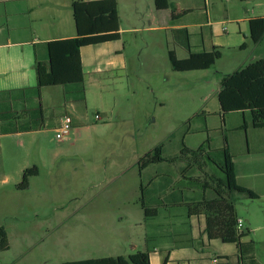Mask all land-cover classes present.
Instances as JSON below:
<instances>
[{"label":"crops","instance_id":"obj_1","mask_svg":"<svg viewBox=\"0 0 264 264\" xmlns=\"http://www.w3.org/2000/svg\"><path fill=\"white\" fill-rule=\"evenodd\" d=\"M115 1L120 39L80 50L83 84L86 75L90 76L99 84L102 94L104 88L97 80L128 68L124 32H166L167 58L168 52L183 60L191 53L218 50L221 57L214 66L193 71L210 75L209 71L214 69L218 86L216 98L223 76L264 59V37L253 44L249 29V21L264 18V13L249 11L246 0H225V3L221 0H167L170 8L162 12L154 8L153 0H145V7L138 0ZM72 3L73 0H0V111L6 113L0 123L3 129L1 152L6 137L55 131L63 107L72 118V130L82 125L85 106L75 100L71 87L37 86V63L48 61L47 43L76 36ZM147 12L157 18L155 25H146ZM182 12L186 13L177 19L171 16ZM211 81L206 76V83ZM230 115L238 116L231 118ZM220 132L223 146L217 150L223 149L226 141L238 186L257 196L250 199L245 194L232 193L236 218L242 221L244 237L240 245L244 246L209 239L204 215L189 214L188 205L203 198H214L210 189L189 185L178 188L175 179L160 186L157 181L167 177L163 171L149 178L147 188L133 190V193L139 192L137 201L117 206L119 212L125 209L123 211L128 213H120L112 221L111 239L107 240L108 229L100 230V258L147 253L150 264H264V128H253L248 113H232L224 118ZM205 142L208 147L209 139ZM202 145L204 143L197 148ZM164 164L174 165L164 162L143 171ZM27 168L19 165L21 176ZM189 168L195 169L194 166ZM195 178H200V172L197 171ZM2 182L8 183V177ZM142 205L147 208V215ZM132 210L139 211L138 216H128L133 215ZM108 222L102 219L99 226L103 228ZM250 242L252 246H248Z\"/></svg>","mask_w":264,"mask_h":264},{"label":"rangeland","instance_id":"obj_2","mask_svg":"<svg viewBox=\"0 0 264 264\" xmlns=\"http://www.w3.org/2000/svg\"><path fill=\"white\" fill-rule=\"evenodd\" d=\"M138 1L145 7V0ZM245 6L264 13V0H246ZM145 20L146 25L157 22L148 12ZM123 39L128 68L97 80L103 94L86 75L85 109L77 130L71 129L60 141L54 130L2 141L0 226L7 233L9 250L0 253V264H61L102 257L100 230L108 229L107 240L111 239L112 221L128 213L117 206L140 197L134 189L147 188L155 172L167 173L157 181L160 186L175 179L179 188L190 184L184 175L196 177L188 161L139 173L138 160L158 145L165 157H175L182 143L196 149L209 139L204 171L222 177L209 160L218 162L217 149L223 146L214 69L210 75L172 71L164 31L124 32ZM95 114L100 121L94 120ZM19 165L38 169L24 191L16 189L21 182ZM6 176L8 183L2 182ZM130 212L128 216L135 217L139 211ZM102 219L109 225L101 228Z\"/></svg>","mask_w":264,"mask_h":264},{"label":"trees","instance_id":"obj_3","mask_svg":"<svg viewBox=\"0 0 264 264\" xmlns=\"http://www.w3.org/2000/svg\"><path fill=\"white\" fill-rule=\"evenodd\" d=\"M154 8L159 11H168L170 4L167 0H153ZM73 18L76 28V36L71 39L56 40L47 43L48 61L37 63V86L38 88L50 86H69L76 101L85 106L83 89L84 74L82 71L80 50L88 46H96L104 43L115 42L120 39L119 19L117 14V3L115 0L84 1L73 0ZM171 14L173 19L183 16ZM250 37L253 44H258L264 37V18H254L249 21ZM218 50L211 52L191 53L188 58L178 60L172 52H168L170 68L174 72L184 73L203 71L214 66L220 59ZM217 101L220 106V118L232 113H248L251 117L252 127L264 128V59L255 61L248 66L236 70L221 78L220 88L217 93ZM58 117L67 114L66 111ZM6 113L0 111V123ZM12 120V118H11ZM73 128V124H71ZM0 132H3L0 126ZM220 150L221 159L213 161L214 167L222 174H208L204 171L206 167L202 163L203 156H208L205 151L207 143L196 150H190L184 146L178 156L165 159L162 146H156L151 152L145 154L137 162L139 173L146 167L160 163H175L177 161H188L187 165L194 166L200 172V178H188L189 186L202 189H210L213 199L203 198L201 201L188 205L189 214L204 215L206 221V233L209 239H220L225 243H237L243 234L236 231V215L234 209V198L232 193L245 194L250 199L257 196L240 186L236 182L233 157L226 147ZM38 175L37 167L33 166L22 171L21 182L16 186L18 191L28 188L30 177ZM203 175V176H201ZM144 214L147 208L142 205ZM252 242L248 246H252ZM244 245H240L243 247ZM9 250V241L4 227L0 226V253ZM61 264H150L147 253H138L129 257L95 258L80 261L63 262Z\"/></svg>","mask_w":264,"mask_h":264},{"label":"built area","instance_id":"obj_4","mask_svg":"<svg viewBox=\"0 0 264 264\" xmlns=\"http://www.w3.org/2000/svg\"><path fill=\"white\" fill-rule=\"evenodd\" d=\"M101 117L98 114L94 115V120L95 121H100ZM72 118L71 116L67 113L64 114L60 120H59V125L56 128L55 132V138L60 141L62 140L72 129ZM236 231L238 234L242 233V221L237 220L236 221Z\"/></svg>","mask_w":264,"mask_h":264}]
</instances>
